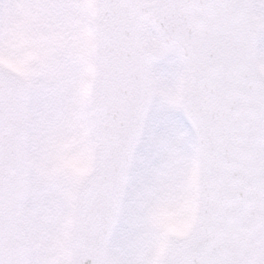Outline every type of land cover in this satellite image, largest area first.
Masks as SVG:
<instances>
[{
  "label": "snow or ice",
  "instance_id": "obj_1",
  "mask_svg": "<svg viewBox=\"0 0 264 264\" xmlns=\"http://www.w3.org/2000/svg\"><path fill=\"white\" fill-rule=\"evenodd\" d=\"M0 264H264V0H0Z\"/></svg>",
  "mask_w": 264,
  "mask_h": 264
}]
</instances>
